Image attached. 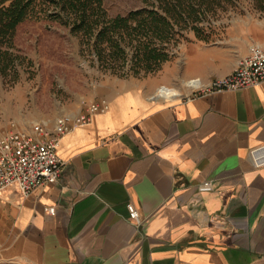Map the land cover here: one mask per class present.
Masks as SVG:
<instances>
[{
  "label": "crops",
  "instance_id": "crops-1",
  "mask_svg": "<svg viewBox=\"0 0 264 264\" xmlns=\"http://www.w3.org/2000/svg\"><path fill=\"white\" fill-rule=\"evenodd\" d=\"M248 32L241 53L196 61L189 95L155 76L102 82L109 108L60 139L58 183L0 194L13 216L0 264H264V167L250 158L264 144V83L195 92L264 46V20Z\"/></svg>",
  "mask_w": 264,
  "mask_h": 264
},
{
  "label": "rangeland",
  "instance_id": "rangeland-1",
  "mask_svg": "<svg viewBox=\"0 0 264 264\" xmlns=\"http://www.w3.org/2000/svg\"><path fill=\"white\" fill-rule=\"evenodd\" d=\"M238 3L199 24L209 35L206 41L197 39L193 32L186 33L185 39L172 46L170 61L158 72L140 77L126 78L121 76L123 73L100 67L95 56L85 51L80 36L69 27L41 19L22 22L11 40L0 39V133H33L38 126L51 133L62 115L77 113L93 101H101L96 98L98 86L110 78L155 76L165 82L168 78L175 85H165L169 94L189 95L197 89L188 74L196 61L199 64L213 53L224 58L241 53L250 25L264 20V14L254 8L251 0ZM143 6L142 0L104 2L109 17L127 15ZM226 64L218 60L219 66ZM12 220L11 212L7 214L0 208V240Z\"/></svg>",
  "mask_w": 264,
  "mask_h": 264
},
{
  "label": "trees",
  "instance_id": "trees-1",
  "mask_svg": "<svg viewBox=\"0 0 264 264\" xmlns=\"http://www.w3.org/2000/svg\"><path fill=\"white\" fill-rule=\"evenodd\" d=\"M105 1L0 0V39L11 40L28 19L57 22L80 36L85 51L103 69L140 77L158 72L170 61L172 46L186 33L206 41L209 35L199 24L242 0H142V8L116 17H109ZM251 2L264 14V0Z\"/></svg>",
  "mask_w": 264,
  "mask_h": 264
},
{
  "label": "built area",
  "instance_id": "built-area-1",
  "mask_svg": "<svg viewBox=\"0 0 264 264\" xmlns=\"http://www.w3.org/2000/svg\"><path fill=\"white\" fill-rule=\"evenodd\" d=\"M264 83V46H253L229 75L213 80L195 92L242 91ZM105 100L88 104L78 115L61 116L51 133L40 126L33 133L12 130L0 133V194L14 191L28 197L38 188L54 185L61 179L66 165L58 155L60 139L74 127L88 124L95 115L107 111ZM254 167H264V144L250 150ZM129 220L136 222L140 213L128 207ZM50 214L55 208L47 209Z\"/></svg>",
  "mask_w": 264,
  "mask_h": 264
},
{
  "label": "bare ground",
  "instance_id": "bare-ground-1",
  "mask_svg": "<svg viewBox=\"0 0 264 264\" xmlns=\"http://www.w3.org/2000/svg\"><path fill=\"white\" fill-rule=\"evenodd\" d=\"M168 96H173L172 94H169Z\"/></svg>",
  "mask_w": 264,
  "mask_h": 264
}]
</instances>
